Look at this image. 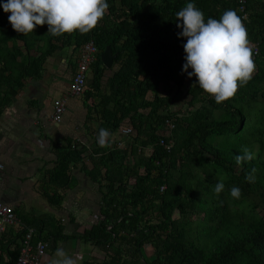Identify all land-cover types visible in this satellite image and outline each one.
I'll return each instance as SVG.
<instances>
[{
    "label": "trees",
    "instance_id": "1",
    "mask_svg": "<svg viewBox=\"0 0 264 264\" xmlns=\"http://www.w3.org/2000/svg\"><path fill=\"white\" fill-rule=\"evenodd\" d=\"M107 2L104 18L89 33L58 37L47 33V25L18 33L8 21L10 13L0 8V115L27 78L40 77L54 52L71 47L79 54L92 42L97 52L84 91L87 100L92 98L89 111L111 134L128 123L135 135L125 148L98 146L99 155L91 158L89 176L99 185L101 218L83 239L107 245L109 259L103 264H136L144 245L153 248L145 264H264V0H193L205 20L219 19L228 9L237 12L255 71L222 103L192 77L186 106L175 111L171 92L189 78L182 72L186 38L177 36L175 14L189 0ZM106 48L117 68L102 89L100 55ZM166 123L173 124L169 134ZM245 148L253 158L237 163ZM57 154L53 178L82 159L76 149L57 147ZM249 173L254 182L246 181ZM218 181L225 187L216 194ZM233 186L241 189L238 199L230 195ZM19 219L36 227L31 244L66 238L63 226L49 217ZM24 233L20 228L10 244ZM18 256L12 253L10 264Z\"/></svg>",
    "mask_w": 264,
    "mask_h": 264
},
{
    "label": "crops",
    "instance_id": "2",
    "mask_svg": "<svg viewBox=\"0 0 264 264\" xmlns=\"http://www.w3.org/2000/svg\"><path fill=\"white\" fill-rule=\"evenodd\" d=\"M77 58L78 52L73 53L71 47L54 52L46 59L40 77L27 78L0 115V203L11 206L17 219L16 224L6 227L3 238L0 237V264H10L12 253L13 258L20 253L18 246L22 238L10 244L20 228L25 233L32 230V238L37 234L36 227L23 225L20 215L49 217L64 228L65 239L47 238L43 242L46 248L41 264H52L58 247L75 259L76 264H103L109 259L107 245L83 239L84 233L101 218L99 185L89 176V170L91 158L99 155L97 134L104 125L94 111H89L92 98L87 100L84 93L76 96L68 90ZM116 68L114 61L110 68L104 67L102 89ZM91 79L90 70L88 85ZM57 98H64L66 102L58 122L53 119V101ZM128 127V123H123L115 130L107 147H127L130 137L135 135V130L127 136L121 133ZM57 147L82 151V159L75 158L69 163L67 173L53 178L58 162ZM47 232H50L48 226L43 233L48 235ZM138 255L140 260L136 264H145L144 259L152 257L153 248L144 245ZM121 258L125 260V252Z\"/></svg>",
    "mask_w": 264,
    "mask_h": 264
},
{
    "label": "clouds",
    "instance_id": "3",
    "mask_svg": "<svg viewBox=\"0 0 264 264\" xmlns=\"http://www.w3.org/2000/svg\"><path fill=\"white\" fill-rule=\"evenodd\" d=\"M0 8L10 13L8 21L18 33H33L36 26L47 25V33L54 37L79 32L87 34L102 20L109 8L107 0H0ZM178 38H186L182 45L184 64L182 72L195 77L199 88L214 97L217 103L232 98L239 87L245 86L255 71L253 50L249 46L247 29L242 18L233 9L223 12L219 19L208 17L189 0L176 12ZM191 69V71H189ZM111 133L101 128L97 144L107 146ZM252 153L243 149L237 163L251 160ZM255 172V169H253ZM246 181L254 182L249 173ZM224 183L214 186L216 194L224 191ZM233 198L241 196V189H230ZM52 264H76L63 248H57Z\"/></svg>",
    "mask_w": 264,
    "mask_h": 264
},
{
    "label": "built area",
    "instance_id": "4",
    "mask_svg": "<svg viewBox=\"0 0 264 264\" xmlns=\"http://www.w3.org/2000/svg\"><path fill=\"white\" fill-rule=\"evenodd\" d=\"M97 49L92 42L84 44L78 54L76 61V69L69 82L68 90L72 95H82L85 91L88 81V73L90 72V65L95 59ZM66 102L64 98H57L53 101L54 121H60L65 112ZM167 132H169L173 124L166 123ZM123 135L133 134L131 128L122 129ZM163 142L161 141V144ZM162 190V188H161ZM17 219L14 210L11 206L0 203V232H4L8 225L16 224ZM32 230L25 233L20 242V253L15 264H41V257L46 248L42 241H39L35 246L31 244Z\"/></svg>",
    "mask_w": 264,
    "mask_h": 264
},
{
    "label": "rangeland",
    "instance_id": "5",
    "mask_svg": "<svg viewBox=\"0 0 264 264\" xmlns=\"http://www.w3.org/2000/svg\"><path fill=\"white\" fill-rule=\"evenodd\" d=\"M192 82V77L187 78L185 80L184 85L181 88L174 87L173 91L171 92V95L174 97L172 105H171V111H175V109H183L184 106H186V103L189 99V95L187 94V90ZM166 134H169L166 130ZM121 144H119L120 146Z\"/></svg>",
    "mask_w": 264,
    "mask_h": 264
},
{
    "label": "water",
    "instance_id": "6",
    "mask_svg": "<svg viewBox=\"0 0 264 264\" xmlns=\"http://www.w3.org/2000/svg\"><path fill=\"white\" fill-rule=\"evenodd\" d=\"M115 56L111 53V51L106 48L103 53L100 55V59L102 61V64L106 68H110L113 64Z\"/></svg>",
    "mask_w": 264,
    "mask_h": 264
}]
</instances>
